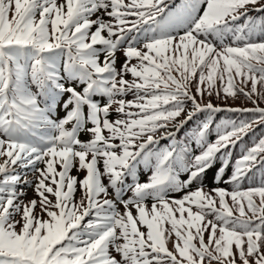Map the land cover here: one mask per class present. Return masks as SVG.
<instances>
[{
	"label": "snow or ice",
	"instance_id": "6c2138e0",
	"mask_svg": "<svg viewBox=\"0 0 264 264\" xmlns=\"http://www.w3.org/2000/svg\"><path fill=\"white\" fill-rule=\"evenodd\" d=\"M259 102L264 0H0V264H264Z\"/></svg>",
	"mask_w": 264,
	"mask_h": 264
},
{
	"label": "trees",
	"instance_id": "16d2710c",
	"mask_svg": "<svg viewBox=\"0 0 264 264\" xmlns=\"http://www.w3.org/2000/svg\"><path fill=\"white\" fill-rule=\"evenodd\" d=\"M101 59H103V57H101ZM124 57L122 55V53H117V67L120 66V64L123 62ZM135 62V61H133ZM130 79V77H128ZM127 99H132L131 96L127 97ZM211 99H215L217 100V103H219L220 106H222V108L228 109V108H253L254 105L252 104V102L246 100L243 96H240L238 99H232V98H228V99H224L223 96L221 97H216L213 96ZM259 107L264 108V102H259ZM206 113L204 114H198V118L194 119L193 121L189 122L179 133H177V136L179 139H183V137L185 135H191L192 131L195 130V126L197 124H199L205 117H206ZM216 122L217 123H222L225 120H235L237 122L241 121V120H248L250 118H253V114L252 113H243V112H232V111H222L220 113L215 114ZM261 136H264V125H260V126H254V131L249 132L248 136H246L244 138V140L242 141V144H238L232 151H233V156L238 157L241 154V147H248L251 146L253 144V142H255L258 138H260ZM80 138L82 140H87L88 137L87 135H85L84 133H81ZM216 169H210L207 174H206V179H205V185L206 188L205 190H209L212 187H215L216 185L213 184V176L215 174ZM75 172L74 175H80L82 176V173H77L76 170H73V173ZM32 173H28L27 179L29 181L32 180ZM221 187H225V185L221 184L219 185ZM29 188L32 191V194L36 197V193L34 192V190L32 189L33 186L31 185H20L19 186V190H22V188ZM130 195V194H129ZM177 196V198L179 197V195L181 194H174ZM80 193L77 192L76 197L77 199H79ZM27 202V201H26ZM151 202H149L150 204ZM37 211H39V209H37ZM207 238V237H206Z\"/></svg>",
	"mask_w": 264,
	"mask_h": 264
},
{
	"label": "rangeland",
	"instance_id": "374dc122",
	"mask_svg": "<svg viewBox=\"0 0 264 264\" xmlns=\"http://www.w3.org/2000/svg\"><path fill=\"white\" fill-rule=\"evenodd\" d=\"M207 99H208V97H204V101H207ZM212 103L214 104V105H216V106H219V107H222V106H220L219 105V103H217V100H215V99H212ZM181 119H183V117H181ZM39 167H43V165H39ZM72 174L74 175L75 174V172L73 173L72 172ZM32 179H33V176H32ZM31 186V185H30ZM33 189V188H32ZM22 191H23V193H24V195L22 196V199L26 202V201H30V200H32V199H35V196L32 194V191H31V189H29V188H22ZM230 202V201H229Z\"/></svg>",
	"mask_w": 264,
	"mask_h": 264
}]
</instances>
